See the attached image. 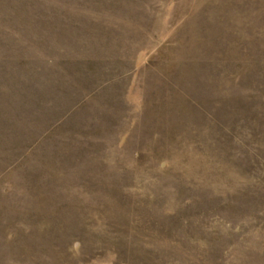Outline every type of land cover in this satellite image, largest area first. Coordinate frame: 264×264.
I'll return each instance as SVG.
<instances>
[{
	"label": "rangeland",
	"instance_id": "obj_1",
	"mask_svg": "<svg viewBox=\"0 0 264 264\" xmlns=\"http://www.w3.org/2000/svg\"><path fill=\"white\" fill-rule=\"evenodd\" d=\"M0 264H264V0H0Z\"/></svg>",
	"mask_w": 264,
	"mask_h": 264
}]
</instances>
